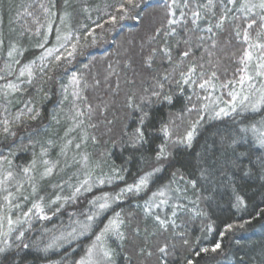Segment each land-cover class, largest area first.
<instances>
[{
	"label": "trees",
	"instance_id": "16d2710c",
	"mask_svg": "<svg viewBox=\"0 0 264 264\" xmlns=\"http://www.w3.org/2000/svg\"><path fill=\"white\" fill-rule=\"evenodd\" d=\"M199 2L206 3V0ZM13 3L14 34L0 35V76L14 79L13 75L6 74L8 64L4 55L5 49L12 44L17 52L23 53L16 56L20 65L34 61V80L28 91L9 96L12 103H7L6 107L12 113L22 104L17 101L26 97L40 112L36 120L26 121L17 129L15 137L0 136V154L5 156V150L8 151L5 157L12 156L14 171L18 172L17 167L28 159L38 157L40 150H53L52 144L59 135L74 134L80 145L78 149L87 157L85 164L90 167L87 176L90 181L114 175L124 177L110 184L95 183L83 201L78 200L76 204L78 209L83 205L92 207L89 201L94 197L117 193L152 170L157 146L164 140L159 131L162 122L169 124L173 133L171 139L175 140L199 115H205L206 119L201 122L190 149L170 143L171 156L163 171L155 174L139 194H125L112 202L97 217L87 235L73 242H59L60 247L48 251H44L47 244L33 238L25 239L30 247H15L0 259V264H74L96 230L116 213H120L123 220L120 230L125 239L117 240L114 235L107 237L108 247L114 250L115 264H157L160 254L155 250L164 243L169 246L167 264H187L188 260L192 264H264V171L258 162L264 151H257L251 139L241 141L234 150L229 147V138L240 128L263 121L264 108L259 112L239 111L219 119H207L204 112L188 111L193 104L198 109L210 104L211 99L205 101L207 93L211 98L213 94H223L222 83L238 80L237 70L241 67L238 58L243 45L237 41L233 25L226 24L224 31L214 29L215 36L207 32H187L185 28H190V24L169 25V19H180L179 9H175V17L169 14L171 0H133L132 5L126 0H67V3L65 0H13ZM41 3L55 15L45 13L39 6ZM121 4H125L126 12L119 11ZM194 7L195 3L190 0V8ZM184 11L190 18V9ZM112 16L117 17L114 24L110 22ZM121 16L124 18L120 19ZM62 17L64 23H61ZM45 21L44 28L51 24L50 33L43 29ZM212 23H215L214 18ZM201 26H207L205 21H201ZM172 27H176V34L168 35ZM57 28L63 34L71 32L74 37L87 40L77 46L73 57L59 62L50 60L38 72L34 69L37 58L54 42ZM43 31L48 42L41 48L38 45L42 44ZM90 32L92 35L88 34ZM199 36H205V41L200 42ZM209 36L212 40L207 39ZM189 38L191 55L183 58L180 53L189 47L183 40ZM213 41L215 48L211 47ZM220 42L223 54L222 59L217 60L215 55ZM197 44L201 46L197 48ZM165 47L171 49V61L160 51ZM208 51L213 55L209 56ZM191 64L204 67H197L193 74L192 80L196 83L183 84L180 71H186ZM213 71L217 74L215 79L211 77ZM73 74L78 84L72 83ZM165 75L167 80L163 79ZM209 78L216 87L201 89L199 84ZM6 80H0V84ZM158 81L164 84L163 91L173 96V103L144 101V110L150 113L146 124L147 142L133 148L130 137L138 125L140 113L129 107L130 98L132 103H140V97L149 96L157 88ZM21 86L28 88L26 84ZM73 92L79 96H74ZM155 99L152 97L153 101ZM77 111L83 115L77 116ZM241 152L248 155L240 157ZM77 164L80 165L79 160ZM202 169L208 170L206 176L202 177ZM73 175L74 172L58 179ZM192 180L196 181L195 187L189 183ZM160 191L164 196L158 195ZM238 196L243 199V205L238 206ZM161 200L167 203L161 204ZM146 203L152 204L151 214L145 211ZM174 210L175 216L172 215ZM63 211L51 212V218L42 224L47 228L56 227L58 217H64ZM157 215L169 222L174 220L175 226L169 223L167 230L161 229L155 220ZM228 225L233 227L228 229ZM217 243L220 249L211 251ZM202 248L209 251L201 252ZM148 252L154 254L149 256ZM148 259L152 261L149 263Z\"/></svg>",
	"mask_w": 264,
	"mask_h": 264
},
{
	"label": "snow or ice",
	"instance_id": "6c2138e0",
	"mask_svg": "<svg viewBox=\"0 0 264 264\" xmlns=\"http://www.w3.org/2000/svg\"><path fill=\"white\" fill-rule=\"evenodd\" d=\"M195 3L194 8H190V0H171V4L169 7V14L172 17L177 15L175 9H179V17L180 19H169V25H183L187 26L191 25L190 28H185L187 32H191L195 34L196 32H207L212 33L215 36L214 29L224 31L226 24H232V31L234 32L237 41L243 45L242 55L239 56V64L241 67L237 70L240 75L238 80H229L220 85L221 88H231L232 90L228 91L227 95L230 97L229 101H223L226 107H219L218 110L216 107H212L210 104H204L200 109L197 108L195 104L192 105L191 108L188 109L189 112L199 111L207 113V119H219L221 117L229 116L231 113L236 112L237 108H241L243 111L251 110L252 112H259L262 108H264V0H206V3H201L199 0H193ZM67 3V0H65ZM128 5L133 4V0H126ZM40 8L44 10L45 13H50V9L45 7L43 3H41ZM55 7V4L52 5ZM184 9H190V18L188 13L184 11ZM203 9V11H200ZM217 10L219 14H217ZM119 11L126 12L125 4L120 5ZM51 15H55V13H50ZM31 15V13H29ZM124 17L121 16L120 19ZM212 18L215 19V23H212ZM117 17L112 16L110 18L111 23H116ZM201 21H205L206 27L201 26ZM61 23H64V18H61ZM97 27H102V25H97ZM51 24H49L48 31L51 32ZM39 31V29H37ZM57 35L56 40L59 43V47L47 48L45 50V55L40 57L41 60L45 59V57H51L54 61L67 60L70 57H73L77 51V46L80 42V37H74L71 32L60 35L59 29H56ZM92 35V33H88ZM168 35L176 34V27H172L171 31L167 33ZM73 39H75V43H72ZM197 39L200 42H204L206 37L199 36ZM208 40H212V37H207ZM45 43L48 42L47 35L44 37ZM2 43V42H0ZM183 43L186 46V50H183L182 55L183 58H189L191 55V38L184 39ZM71 45V50H68V45ZM43 48L44 44L38 45ZM201 44H197L196 47L199 48ZM212 48L216 47L215 41H213ZM61 49H64V52H61ZM163 53V56L166 57L169 61L172 60V52L171 49L165 47L160 49ZM207 51V50H206ZM14 53L22 55V52H17L15 46H13L9 52L8 57L13 58ZM66 53V54H65ZM207 54L209 56L213 55L212 52L208 51ZM211 63V60L208 61ZM15 63L19 64V60H16ZM34 61L23 65L18 75L16 76V81L6 80L5 76H0V80H6L5 83L0 84V97H3L7 103H12L9 100V96H15L17 93L23 94L28 91L33 86L34 80V72L32 65ZM6 67L11 68V65H6ZM179 67V65L177 66ZM197 67L203 69V64H191L187 67L186 71H180V76L182 77L183 84L196 83V81L192 80L193 74L196 73ZM42 70V69H41ZM9 76L12 75V72L8 73ZM201 76H203V72H201ZM211 77L213 79L217 78L216 72L211 73ZM259 79V86L254 83V81ZM164 80L168 79V76L165 75L163 77ZM72 83L78 84V80L76 75L72 76ZM180 83V82H177ZM26 84L28 88H23L21 85ZM236 85H239V91L236 90ZM201 89H205L206 87L215 88L216 86L213 84L212 79H204L202 83L199 84ZM158 89V90H157ZM164 84L161 82H157V88H154L149 96L140 97V103H132L130 98L129 107L134 108V110H138L140 115L138 117V125L134 130L133 135L130 137V146L135 148L138 144L146 143V124L150 119V113L144 110V101H148L149 103H163L167 102L168 104L173 103V96L164 92ZM66 90V89H65ZM183 91V89H181ZM74 96H79V93L73 92ZM152 97H155V101L152 100ZM67 99V96H65ZM191 100V97L188 98ZM208 99V97H205ZM17 103H22L23 108H19L17 110L16 115L12 120L8 118H4L0 120V136L7 139L8 137H15L17 134V129H19L26 121L36 120L40 115L38 108L35 106L31 99L20 100ZM215 103V102H213ZM90 107V106H89ZM77 116L83 115L82 112L77 111ZM206 119L205 115H199L198 119L190 124V126L185 130L184 134L178 137L175 140H172L171 137L173 135L170 130V126L167 123H161V127L159 129L160 133H162L164 140L157 146V150L155 152L154 161L155 164L152 167L151 171L146 172L143 176H141L137 182L133 184H128L124 188L120 189L117 193H102L99 196L94 197L91 201H89L90 205L94 209L89 214L86 215L85 220L74 221V226L71 227V231L66 233H61L60 236L54 237L52 242L47 244L44 248V251H48L51 248H58L61 246L59 242L62 241H71L76 239L79 236H84L88 233L93 226L94 219L98 217L102 212L107 210L112 202L120 200L125 194H139L141 191L145 190L148 186L149 180L157 173L163 171L164 164L168 161L171 156L170 151H168V145L171 143L177 146H183L185 149H190L193 146V142L198 135V128L202 121ZM80 124L83 121H79ZM229 147H232L233 150L235 146L239 144L241 141H245L251 139L252 144L256 147L257 151H264V121L259 122L258 124H252L250 127H242L239 129L238 133L230 137ZM71 143V141H69ZM77 148L80 147L79 144L76 145ZM248 153L241 152L239 153L240 157H246ZM86 160L87 157H84ZM7 160V157L0 154V167H2L3 162ZM259 166L261 171H264V155L258 157ZM7 163L11 165V161L8 160ZM45 165L44 171L41 173V179L50 176L53 172V167L48 166L49 162L47 160L42 161ZM234 163V162H233ZM36 160H33L31 165L28 167H23L21 169L23 176L19 173L14 174L12 171L4 170L0 172V191L6 193L3 197L9 208L15 207L19 208L20 204H14L13 201L17 200V193L23 200H28L29 196L23 194V190L25 188V182H29L32 188L31 196H35L38 189L35 183H31L34 181V177L29 175V173L35 168ZM116 171V170H114ZM208 170L202 169L201 175L206 176ZM247 174V173H246ZM176 173H173L175 176ZM119 179L123 180L124 177L122 175H114V176H106L103 178H98L96 181H90V179L84 180L79 184L78 187L75 188V191L70 197H65L64 202L66 203L69 200H75L77 196L83 190L84 192L91 191L92 187L95 183L103 185L105 183H112L113 180ZM183 179V176H181ZM9 182H14L16 192L9 191L8 185ZM192 187L196 186V181H189ZM154 196L157 193L153 194ZM159 196H164V192L160 191L158 193ZM43 197H39V201H43ZM62 198L57 195L54 200L49 201L48 206L52 204H57ZM37 201H33L32 205L26 212H23L24 219L21 220L17 218V220H13L10 216L0 218V228L3 227V219L7 220L8 230L6 232H0V244H3V247H0V253L4 252L8 245V237L11 235L15 229L12 227L14 224H23L28 222L30 218V214H33V210H35V215L39 216L40 219H50L49 216L45 214V206ZM238 206L243 205L244 201L241 197H237ZM161 204H166L167 200H161ZM62 206V205H60ZM60 206L57 207L56 211H59ZM159 207V205H156ZM152 204L146 203L145 211L147 214H151ZM172 215H176V211L172 212ZM155 220L158 222L159 227L161 229L167 230L169 223L175 226V221L169 222L168 220L161 219L160 216H156ZM123 224V220L120 218V213H116L114 218L110 219L107 224L100 230L99 234L95 235V242L87 249V253L84 257H82L79 261L74 262V264H115L114 262V250L108 247L107 245V237L114 235L117 240H124V233L120 230L121 225ZM228 229H231L233 226L228 225ZM242 227V225H241ZM139 230L137 229V232ZM25 232L23 230L19 231L16 236L17 240H22ZM185 244L188 242L185 240ZM21 245H18V247ZM22 247L27 249L30 246L28 244H22ZM221 245L219 243L215 244V246L211 249V251L215 252L220 249ZM141 253L144 252V249H140ZM156 252L160 255L157 257V264H167V257L169 256V246L167 243L163 245H158L156 247ZM201 252H208V248L200 249ZM153 252H148L149 256H152ZM199 254V253H197ZM187 264H192L191 260L187 261Z\"/></svg>",
	"mask_w": 264,
	"mask_h": 264
},
{
	"label": "rangeland",
	"instance_id": "374dc122",
	"mask_svg": "<svg viewBox=\"0 0 264 264\" xmlns=\"http://www.w3.org/2000/svg\"><path fill=\"white\" fill-rule=\"evenodd\" d=\"M14 6L15 5L13 3V0H0V24H1L0 25V35L1 36L6 37V35H7L9 37V36H12L14 34V32H13L14 23H13L12 14H11V10H12V8H14ZM45 24H46V21L43 24V29H45L44 31L48 32V28H46V27L44 28ZM96 29H98V28H96ZM60 35H65V34L60 32ZM93 36L95 37V35H93ZM44 37H45V32L43 33V36L41 37V40L43 39L42 44L45 43ZM86 40L87 39L81 38L80 42H79V47L82 45V42L86 41ZM61 42H58L54 37V42H52V44L50 46H48L47 48L59 47V43H61ZM72 43H75V39H73ZM220 44L221 45L219 46V48H217L216 55H215V57H217V60H218V58L222 59L221 55L223 54L222 43L220 42ZM13 46L14 45L10 44L5 49L4 55H5V58L7 59V64L11 65V68L7 67L5 69V71H6V74H8L9 72H12V75L15 79V80L13 79L12 81L18 83V81H16V76L18 75L20 68L26 64L20 65V63L19 64L15 63L16 56H18L17 53H14L13 58L8 57L7 54ZM67 47H68V50H71L70 44ZM47 48H44V50L42 51L39 58H37L38 64L36 65V67H34V69L37 68V71L39 69H42L43 65L46 64L47 62H49L50 60L53 61V59L51 57H45V59H43V60L40 59V57L42 55H45V50ZM61 52H64V49H61ZM38 74H40V73H38ZM239 75H240V73H238L237 78H239ZM209 79H212V78H209ZM213 83H214V81H213ZM254 83H256V85L259 86V79L257 78V80L254 81ZM206 88L210 90V87H206ZM230 90H232V89L231 88H224L223 94H220V93H217V95L213 94V96H212L213 98L210 97V93H207L206 97H208V99H205V101L209 102V100L211 99V101L209 102L210 105H212V107H216L217 110L219 107H226V105L223 101H229L230 100V97L227 95L228 91H230ZM236 90L239 91V85H236ZM23 100H27V98L25 97V99H23ZM213 102H215V103H213ZM6 104H7V102L5 100H0L2 119L8 118L9 120H12L14 118V116L16 115L17 110L19 108H23V104H21V106L18 109H16L12 113H9V111L7 110ZM3 105H5V107ZM239 111L241 112L243 110H241V108L238 107L236 112H239ZM248 111L252 112L251 110H248ZM236 112L231 113L229 116L235 114ZM225 117H228V116H225ZM263 121H264V119H263ZM69 141H71V143H69ZM77 144H79V143H78L77 138L74 134L72 135L69 132H64L63 134L59 135L57 137V139L55 140V142L52 144V146L54 145L53 147H55L53 150H51V149H49L47 151L40 150V153H38V157L30 158L24 163V165H20L19 167H17L18 172L14 171V167L12 166V163H11V165H9L7 163L8 160L11 161L12 156H11V158L10 157L7 158V160H5L3 162L2 167H0V172L7 170V171H12L14 174L19 173L21 176H23L21 169L23 167L30 166L32 161L36 160V166L29 173V175H31L35 178L34 181H32L31 183H35L38 191H37L35 196H31L30 194L32 192V188L30 186V183L25 182V188L23 190V194L26 196H29V199L23 200L20 198L19 193H17V200L13 201V203L14 204H17V203L20 204L19 208H15V207L9 208L3 199V197L6 193H4L3 191H0V218L10 216L14 221L17 220V218L23 220L24 219V217L22 215L23 212H26L28 210V208L31 207L33 201L41 202V201H39V197L44 198L41 203L45 206V214L47 216H49L51 218L50 215H52V214H50V213L51 212H57L56 211L57 207L62 205V206H60L59 211L64 210L63 211L64 217H58V219H57L58 223L56 224L57 225L56 227H55V225H53V226H50V228H47L46 226H44V224H42L45 219H40L39 216L34 214L35 210H33V214H30V218H29L28 222H25L23 224H14L12 226L15 229V231H13L11 233V235L7 238L9 246L6 248V250L4 252L0 253V259L1 260L3 259V257L6 255V253L8 251L14 249L18 245L22 246V244H25V242H24L25 239L32 240V238H33V240L35 239L36 242H40L43 244L51 243L54 237H58L61 235V233H63V230H65L64 233L68 232V229H69V231H71V227L74 226V224H73L74 221H77V220L83 221V220H85L87 214H89L91 211H94V209L92 207H90L89 205H86V206L83 205L82 207H80V209H78L76 207L77 201L80 200V202H82L85 195H87L89 191L84 192L82 190L81 193L77 196V198L75 200H69L66 203L64 202V199H63L65 197H70L73 194V192L75 191V188L78 187L80 183H82L86 179H89L87 176L91 172L90 167H88L85 164L86 161L84 159V156H82L83 155V153L81 152L82 150L78 149L76 147ZM5 153H6L5 156H7L8 151L5 150ZM44 160H47L49 162L48 166L53 167V172L50 176H47V177L41 179V173L44 171V168H45V165L42 163V161H44ZM78 160L80 162V165L77 164ZM19 171H21V172H19ZM73 172H74L73 177L71 176L68 179L62 178L61 180H59L60 177H65L66 175L73 174ZM58 177H59V179H58ZM55 180H56V182H55ZM8 188H9V191H12L14 193L16 192L14 182H9ZM57 195H59L62 199L60 201H58L57 204H52V205L48 206L49 201L54 200ZM59 218L62 220H60ZM96 219H97V217L94 219V221H96ZM108 221L105 224H107ZM60 222H62V223L59 224ZM104 225H102L99 230L98 229L96 230V234H99L100 230L104 227ZM34 226L37 229L34 230ZM8 227L9 226L7 224V220L3 219V227L0 228V232H6L8 230ZM21 230H23L25 232V235L22 238V240H17L16 236L18 235L19 231H21ZM39 232H41L40 236H37L35 238V235H37V233H39ZM88 233H86L85 235H87ZM80 237H83V236H79L76 239L71 240L69 242L76 241ZM0 239H2V237H0ZM94 242H95V236L92 237L91 241L88 242L87 245H85L80 258H78L77 261H79L82 257H84L86 255L87 249ZM3 246H4L3 244H0V247H3ZM147 261H149V263H150L152 260L148 259Z\"/></svg>",
	"mask_w": 264,
	"mask_h": 264
}]
</instances>
